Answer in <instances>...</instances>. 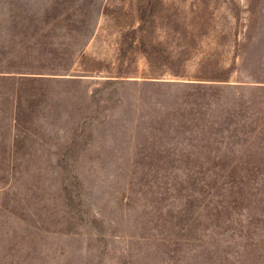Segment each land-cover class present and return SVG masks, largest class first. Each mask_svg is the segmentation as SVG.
Listing matches in <instances>:
<instances>
[{
  "label": "rangeland",
  "instance_id": "1",
  "mask_svg": "<svg viewBox=\"0 0 264 264\" xmlns=\"http://www.w3.org/2000/svg\"><path fill=\"white\" fill-rule=\"evenodd\" d=\"M0 264H264V0H0Z\"/></svg>",
  "mask_w": 264,
  "mask_h": 264
}]
</instances>
